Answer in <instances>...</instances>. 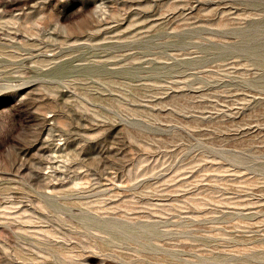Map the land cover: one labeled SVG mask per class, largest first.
I'll list each match as a JSON object with an SVG mask.
<instances>
[{
  "label": "rangeland",
  "instance_id": "rangeland-1",
  "mask_svg": "<svg viewBox=\"0 0 264 264\" xmlns=\"http://www.w3.org/2000/svg\"><path fill=\"white\" fill-rule=\"evenodd\" d=\"M0 264H264V0H0Z\"/></svg>",
  "mask_w": 264,
  "mask_h": 264
}]
</instances>
